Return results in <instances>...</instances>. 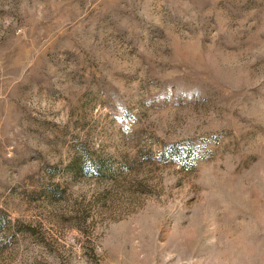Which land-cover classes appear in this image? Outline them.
<instances>
[{
	"label": "rangeland",
	"instance_id": "obj_1",
	"mask_svg": "<svg viewBox=\"0 0 264 264\" xmlns=\"http://www.w3.org/2000/svg\"><path fill=\"white\" fill-rule=\"evenodd\" d=\"M0 264H264V0H0Z\"/></svg>",
	"mask_w": 264,
	"mask_h": 264
}]
</instances>
